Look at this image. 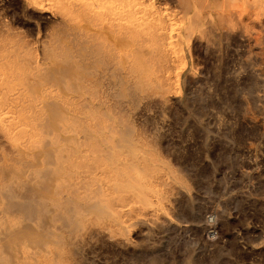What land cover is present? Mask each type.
I'll return each instance as SVG.
<instances>
[{"label": "bare ground", "instance_id": "6f19581e", "mask_svg": "<svg viewBox=\"0 0 264 264\" xmlns=\"http://www.w3.org/2000/svg\"><path fill=\"white\" fill-rule=\"evenodd\" d=\"M66 1L41 53L0 38V264H83L93 232L127 241L130 217L160 223L157 186L174 183L156 175L163 160L125 110L147 88L169 86L158 70L174 57L164 13L147 0ZM222 1L179 0L178 39L226 24L229 13L212 10Z\"/></svg>", "mask_w": 264, "mask_h": 264}, {"label": "rangeland", "instance_id": "374dc122", "mask_svg": "<svg viewBox=\"0 0 264 264\" xmlns=\"http://www.w3.org/2000/svg\"><path fill=\"white\" fill-rule=\"evenodd\" d=\"M61 2L67 4L0 0V38L41 53L63 24L68 8ZM147 2L162 10L173 35V60L158 68L169 86L147 88L125 110L166 164L156 175L174 182L157 186L165 218L134 224L130 217L127 241L93 232L80 245L79 261L264 264V0L222 1L212 10L228 12L226 24L194 26L186 42L177 37L186 24L179 0ZM168 169L185 186L168 178Z\"/></svg>", "mask_w": 264, "mask_h": 264}]
</instances>
